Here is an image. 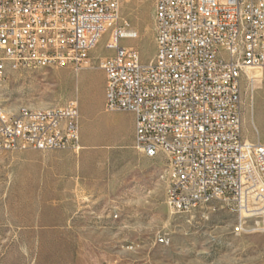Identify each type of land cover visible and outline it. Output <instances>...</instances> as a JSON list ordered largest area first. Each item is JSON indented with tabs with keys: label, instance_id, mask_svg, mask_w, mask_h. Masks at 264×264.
Wrapping results in <instances>:
<instances>
[{
	"label": "built area",
	"instance_id": "1",
	"mask_svg": "<svg viewBox=\"0 0 264 264\" xmlns=\"http://www.w3.org/2000/svg\"><path fill=\"white\" fill-rule=\"evenodd\" d=\"M128 27L119 0H0V85L7 69H79L106 35L104 112L132 114L135 148L166 159L168 206L229 208L234 236L264 233V144L242 137L240 92L264 68V0H154L149 62L120 46ZM79 119L75 100L0 116V150L78 151Z\"/></svg>",
	"mask_w": 264,
	"mask_h": 264
},
{
	"label": "rangeland",
	"instance_id": "2",
	"mask_svg": "<svg viewBox=\"0 0 264 264\" xmlns=\"http://www.w3.org/2000/svg\"><path fill=\"white\" fill-rule=\"evenodd\" d=\"M153 8L154 0H119L120 24L136 33L120 46L143 62L154 56ZM106 39L79 69H7L2 109L75 100L80 149L0 150V264H264V233L234 236L235 210L168 206L166 159L135 148L132 114L104 112ZM240 92L242 137L264 144V68L247 69Z\"/></svg>",
	"mask_w": 264,
	"mask_h": 264
},
{
	"label": "bare ground",
	"instance_id": "3",
	"mask_svg": "<svg viewBox=\"0 0 264 264\" xmlns=\"http://www.w3.org/2000/svg\"><path fill=\"white\" fill-rule=\"evenodd\" d=\"M126 33V32H124ZM252 72V71H251ZM250 78H253V79H261L263 78V74L259 71H256V72H252L251 74L248 73L247 74ZM248 77V78H249ZM3 84L0 85V91H1V88H2ZM24 111V109L22 110H19L18 112L16 113H22ZM41 111H46V109H39V110H34V112H41ZM0 116L1 118H13V114H9V113H6L2 107L0 106Z\"/></svg>",
	"mask_w": 264,
	"mask_h": 264
},
{
	"label": "crops",
	"instance_id": "4",
	"mask_svg": "<svg viewBox=\"0 0 264 264\" xmlns=\"http://www.w3.org/2000/svg\"><path fill=\"white\" fill-rule=\"evenodd\" d=\"M117 114H122V113H117ZM112 117H114V118H116V115L115 116H112ZM132 118V122L130 121V126L132 127V126H134V119H133V116L131 117Z\"/></svg>",
	"mask_w": 264,
	"mask_h": 264
}]
</instances>
